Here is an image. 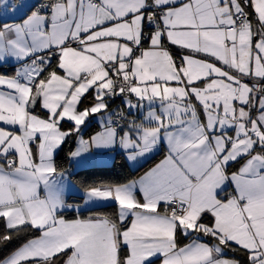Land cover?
Returning <instances> with one entry per match:
<instances>
[{
  "label": "snow or ice",
  "instance_id": "obj_1",
  "mask_svg": "<svg viewBox=\"0 0 264 264\" xmlns=\"http://www.w3.org/2000/svg\"><path fill=\"white\" fill-rule=\"evenodd\" d=\"M69 142L163 158L81 209ZM0 222V264H264V0H0Z\"/></svg>",
  "mask_w": 264,
  "mask_h": 264
},
{
  "label": "trees",
  "instance_id": "obj_2",
  "mask_svg": "<svg viewBox=\"0 0 264 264\" xmlns=\"http://www.w3.org/2000/svg\"><path fill=\"white\" fill-rule=\"evenodd\" d=\"M176 51V49H174ZM99 126L92 129V132L90 134L95 133L98 131ZM87 138V136L85 137ZM73 147L72 143L69 142V144H66L63 148V151H61L57 156V163L64 169L69 170L71 168V161L68 159V152ZM163 156H156L154 159L149 160L145 163H143V166H139L136 169H131L126 160L125 157L121 153H116L115 161L112 165L106 166V167H90L87 169H80L76 172H74L71 175V181L72 183L83 192V189L88 184L93 183H101V182H107V181H114L116 179L124 180V179H135L142 175L146 170H148L152 165H154L156 162H158ZM70 203H81L82 202V196H70L67 200ZM113 211L111 208L107 209H99L98 213H108L110 214ZM92 213H89L88 211H83V214L75 213V212H63V217L67 220L72 219H83L87 216L91 215ZM3 224L0 222V232H2ZM39 233L35 231H28L25 233H22L19 237L14 238L11 242L8 244H2L0 243V258H3L7 255H9L12 251H14L17 247L21 246L23 243H25L27 240L34 238L35 236H38ZM227 255L226 257H235L236 253L226 250Z\"/></svg>",
  "mask_w": 264,
  "mask_h": 264
},
{
  "label": "rangeland",
  "instance_id": "obj_3",
  "mask_svg": "<svg viewBox=\"0 0 264 264\" xmlns=\"http://www.w3.org/2000/svg\"><path fill=\"white\" fill-rule=\"evenodd\" d=\"M100 130H101V128L99 126L98 131H100ZM118 152H120L119 149L111 150V151H100L97 154H94L88 160H86L83 163H81L79 166H77L74 161H71V165L75 167L76 171H78L80 169H87V168H90V167H103V166L106 167V166H110V165L113 164L115 155ZM143 163H145V162L141 161V164H143ZM132 165H133V163H132ZM139 166L140 165H138V164H134L132 168L136 169ZM81 205H84V203L82 202ZM84 207H85V205H84Z\"/></svg>",
  "mask_w": 264,
  "mask_h": 264
},
{
  "label": "crops",
  "instance_id": "obj_4",
  "mask_svg": "<svg viewBox=\"0 0 264 264\" xmlns=\"http://www.w3.org/2000/svg\"><path fill=\"white\" fill-rule=\"evenodd\" d=\"M197 58H201L200 56H197ZM8 66L7 65H5V68H7ZM118 153H120V152H118ZM115 158H116V155H115ZM115 158H114V161H115ZM163 158V157H162ZM161 158V159H162ZM126 160V159H125ZM113 161V162H114ZM126 162H127V164H128V166L131 168V169H133L132 167H133V165H132V163L131 162H128L127 160H126ZM159 162V161H158ZM157 163V162H156ZM154 165H152L151 167H153ZM150 167V168H151ZM69 173H74V172H76V170H75V167L74 166H72L71 165V168L69 169V170H67ZM147 171V170H146ZM145 171V172H146ZM144 174V173H143ZM141 176V175H140ZM139 176V177H140ZM139 177H137V178H139ZM136 179V178H135ZM73 184V183H72ZM73 186L74 187H72L70 190H66V192H65V198H66V201L68 200V198L70 197V196H77V195H81L82 197H83V192L82 191H80L74 184H73ZM68 202V201H67ZM82 202L84 203V200L82 199ZM82 202L81 203H70V202H68V203H70V204H73V205H76V206H78V207H80L81 209H84L85 207H84V205H81L82 204ZM65 211H67V212H75V213H77L74 209H66V210H63V212H65ZM84 211H86V210H84ZM189 241L188 240H185L184 241V243H188ZM225 258H231V257H225Z\"/></svg>",
  "mask_w": 264,
  "mask_h": 264
},
{
  "label": "built area",
  "instance_id": "obj_5",
  "mask_svg": "<svg viewBox=\"0 0 264 264\" xmlns=\"http://www.w3.org/2000/svg\"><path fill=\"white\" fill-rule=\"evenodd\" d=\"M120 103V101L119 100H117V104H119ZM113 107L115 108L116 107V105H113Z\"/></svg>",
  "mask_w": 264,
  "mask_h": 264
}]
</instances>
